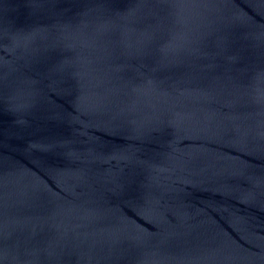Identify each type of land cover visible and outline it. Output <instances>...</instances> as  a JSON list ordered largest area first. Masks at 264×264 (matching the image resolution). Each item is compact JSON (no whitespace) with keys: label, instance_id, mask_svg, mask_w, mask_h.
<instances>
[{"label":"water","instance_id":"1","mask_svg":"<svg viewBox=\"0 0 264 264\" xmlns=\"http://www.w3.org/2000/svg\"><path fill=\"white\" fill-rule=\"evenodd\" d=\"M0 264H264V0H0Z\"/></svg>","mask_w":264,"mask_h":264}]
</instances>
